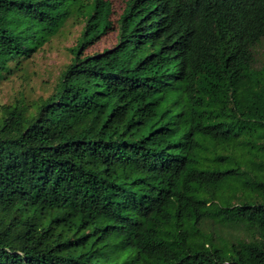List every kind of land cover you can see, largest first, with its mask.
Here are the masks:
<instances>
[{"label":"trees","instance_id":"trees-1","mask_svg":"<svg viewBox=\"0 0 264 264\" xmlns=\"http://www.w3.org/2000/svg\"><path fill=\"white\" fill-rule=\"evenodd\" d=\"M84 1L0 0V83L83 23L0 106V264H264V0Z\"/></svg>","mask_w":264,"mask_h":264},{"label":"rangeland","instance_id":"rangeland-1","mask_svg":"<svg viewBox=\"0 0 264 264\" xmlns=\"http://www.w3.org/2000/svg\"><path fill=\"white\" fill-rule=\"evenodd\" d=\"M112 3V19L119 15L126 0H109ZM89 0H85L87 4ZM83 29V23L70 17L48 41H42L40 48L23 64V70L0 83V106L22 105L30 101V105L49 97L56 90L57 77L70 63L71 50ZM115 34L111 31L101 38L95 46L89 47L85 53L92 54L113 46ZM13 66V64H12Z\"/></svg>","mask_w":264,"mask_h":264}]
</instances>
